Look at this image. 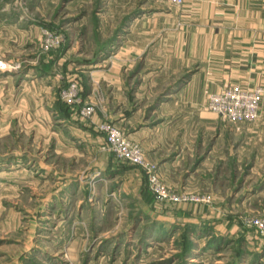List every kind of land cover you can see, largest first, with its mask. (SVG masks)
I'll return each mask as SVG.
<instances>
[{
    "label": "rangeland",
    "instance_id": "obj_1",
    "mask_svg": "<svg viewBox=\"0 0 264 264\" xmlns=\"http://www.w3.org/2000/svg\"><path fill=\"white\" fill-rule=\"evenodd\" d=\"M170 6L177 5L0 0V61L7 65L0 67V264H85L124 247L140 264H264V190L254 194L264 185V162L250 173V159L231 157L224 168L231 170V195L218 196L207 185L178 192L132 134L139 122L152 125L165 115L161 111L174 108L177 91L198 69L142 84V76L133 77L147 54L153 73L174 62L165 46L173 40L160 30L176 27L163 16ZM73 82L80 100L69 102L63 92ZM119 101L121 116L131 107L138 112L115 120L111 109L119 114ZM83 105L93 112L83 114ZM102 122L116 123L141 145L167 188L185 197L158 200L146 170L110 147ZM217 166L207 173L224 170ZM202 219L205 228H199ZM204 234L231 236L223 250L231 254H217L213 242L202 244Z\"/></svg>",
    "mask_w": 264,
    "mask_h": 264
},
{
    "label": "crops",
    "instance_id": "obj_2",
    "mask_svg": "<svg viewBox=\"0 0 264 264\" xmlns=\"http://www.w3.org/2000/svg\"><path fill=\"white\" fill-rule=\"evenodd\" d=\"M163 11L166 20L169 16L176 23L175 29L164 25L160 28L166 39L173 40L171 43L167 41L165 46L169 50L168 55L175 60L173 63L161 64L160 70L153 73L148 66L151 54H147L142 61L143 66L133 75L134 79L142 76L139 78L142 84L157 76H160L158 79L165 77L169 72L178 73L194 66L198 69L177 91L174 98L180 99L175 102L177 105L173 110L161 111L165 115H161V119L152 125L147 121L139 122L133 126L132 134L142 140L148 155L159 162L165 183L176 191H193L207 185L218 196L231 195V170L230 173L224 172L226 162H231V157L238 161L250 159V173L259 169L264 162V93L259 110L260 119L236 122L234 126L220 121L218 118L221 116L208 109L207 101L211 93L231 83L260 85L264 89V0H185L183 5L170 6L169 10ZM137 17L128 25V34L133 30L131 25ZM170 50H174V53ZM143 71L146 73L141 75ZM163 103L166 104V101ZM118 105L119 114L111 109L115 120L130 119L138 112L131 107L127 116H121L122 103L119 101ZM215 164L218 168L221 165L224 170L217 175H210L207 170ZM243 185L250 188L255 186ZM116 188L121 195L119 185ZM262 190L264 185L257 187L254 194ZM117 194L114 192V195ZM206 223L200 220L199 228H205ZM179 224L176 223L177 229H180ZM165 225V228H169L171 224L166 222ZM203 238L202 244L214 243L213 246L218 250L216 252H219L217 254H231L223 251L225 244L231 242V236L204 234ZM194 257L198 258L199 254L190 258ZM85 262L140 264L135 253H130L125 247L108 259L98 255L89 257Z\"/></svg>",
    "mask_w": 264,
    "mask_h": 264
},
{
    "label": "built area",
    "instance_id": "obj_3",
    "mask_svg": "<svg viewBox=\"0 0 264 264\" xmlns=\"http://www.w3.org/2000/svg\"><path fill=\"white\" fill-rule=\"evenodd\" d=\"M181 6L185 0H157ZM48 37H53V33H49ZM60 42V36L55 35ZM2 69L7 65L0 61ZM79 89L75 82L71 83L63 92V97L69 102L76 98L80 100L77 94ZM264 89L262 86H248L241 83H231L220 91L211 93L208 97L207 107L209 110L217 113L223 119L232 122L254 121L259 117V110L263 98ZM82 113L90 115L93 108L89 105H83ZM99 128L107 134L108 144L116 152L119 158L131 160L142 166L146 170L149 179V185L152 192L160 201H179L183 199L182 194L171 192L162 181L156 164L149 161L138 143L130 140L116 123L102 122Z\"/></svg>",
    "mask_w": 264,
    "mask_h": 264
}]
</instances>
